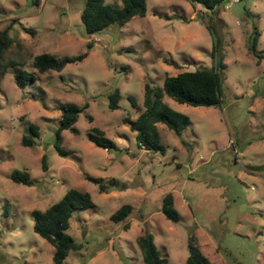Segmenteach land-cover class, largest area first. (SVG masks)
Returning a JSON list of instances; mask_svg holds the SVG:
<instances>
[{
    "label": "rangeland",
    "instance_id": "1",
    "mask_svg": "<svg viewBox=\"0 0 264 264\" xmlns=\"http://www.w3.org/2000/svg\"><path fill=\"white\" fill-rule=\"evenodd\" d=\"M83 4L0 0V31L12 40L4 61L17 63L0 81V264H53L54 247L33 231L31 211L69 188L89 192L94 206L72 213L68 233L82 247L62 264H145L137 243L145 232L166 264H183L190 233L212 264H264V59L257 63L255 55L264 53V0H222L212 10L196 0H146L144 16L91 34L80 19ZM85 51L60 71L32 66L43 52ZM219 56L225 64L220 105L192 106L165 95L190 124L179 136L156 124L164 154L139 148L123 118L144 109L145 82L162 85L167 75L212 68ZM19 63L36 77L23 87L13 78ZM115 88L121 97L111 109L107 95ZM65 102L87 107L75 122L78 133L62 130V156L53 140ZM31 123L39 138L24 146L20 139ZM91 126L115 146L106 150L88 141ZM13 170H27L30 185L13 182ZM85 174L102 178L107 191L99 192ZM112 179L117 184L109 186ZM167 192L177 222L160 211ZM123 203L133 208L126 229L110 219Z\"/></svg>",
    "mask_w": 264,
    "mask_h": 264
},
{
    "label": "trees",
    "instance_id": "2",
    "mask_svg": "<svg viewBox=\"0 0 264 264\" xmlns=\"http://www.w3.org/2000/svg\"><path fill=\"white\" fill-rule=\"evenodd\" d=\"M196 1L206 9L212 10L222 0ZM146 10V0H121V5L119 6L107 3L105 0H84L80 12V19L86 32L91 34L100 32L110 26L124 25L134 16H144ZM257 35L256 33L253 38V51ZM11 41L6 31H0V81L7 67L17 64L12 60L4 61V55ZM87 47H91L90 42ZM86 54L87 51L74 56H56L43 52L34 56L32 66L40 73L60 71L67 63L79 61ZM211 55L215 58L214 47ZM255 55L257 56V63L264 59V53H255ZM224 66L223 59L219 56L216 58L214 67L212 68L202 67L191 71H181L175 75H167L164 77L162 85L145 82L144 109L134 119L130 117L123 118V121L135 132V140L138 147L164 154L166 147L160 140L156 124H165L177 136L190 124V119L186 114L174 110L163 100L165 95L178 103H185L192 106L220 105V87ZM13 78L15 84L19 87H23L26 83H32L36 79L35 74L21 67V64L20 67H15L13 70ZM120 97L121 93L118 88L109 92L107 95L108 107L111 109L116 108ZM128 98L134 105L135 98L131 95H128ZM86 107V103L80 106L73 102H65L58 106L60 119L54 131L53 146L60 155L67 154V150L61 145L62 130L67 129L72 133H78L75 122L79 113ZM87 119L91 121V115L88 114ZM86 137L95 146L106 150H111L115 146L113 139L106 136L102 129L95 126L89 127ZM38 138V126L31 123L28 126L27 133L22 135L20 142L24 146H31ZM42 162L44 164L43 167L46 168L45 156H42ZM9 177L15 183L23 185H30L31 183L27 170H13ZM84 177L95 183L99 192L107 191L108 185L102 178L88 174H85ZM109 183V186H113L117 184V181L112 179ZM93 206L94 202L89 192L69 188L62 197L48 207L44 209H33L31 211L33 231L54 247L52 254L53 264H62L70 250H79L82 247V243L76 242L68 233L70 218L74 211L85 210ZM132 210L133 208L130 204L123 203L110 214V219L114 222H122V227L126 229L129 227L127 219ZM160 211L171 222H177L179 220V213L174 206L171 192L165 193L162 197ZM137 243L145 264L167 263L166 256L162 255L157 248L151 233L145 232L141 234L137 239ZM187 249L188 255L183 264H212L208 257L196 245L193 233L188 235Z\"/></svg>",
    "mask_w": 264,
    "mask_h": 264
},
{
    "label": "built area",
    "instance_id": "3",
    "mask_svg": "<svg viewBox=\"0 0 264 264\" xmlns=\"http://www.w3.org/2000/svg\"><path fill=\"white\" fill-rule=\"evenodd\" d=\"M236 1H238V0H231V2H236Z\"/></svg>",
    "mask_w": 264,
    "mask_h": 264
},
{
    "label": "water",
    "instance_id": "4",
    "mask_svg": "<svg viewBox=\"0 0 264 264\" xmlns=\"http://www.w3.org/2000/svg\"><path fill=\"white\" fill-rule=\"evenodd\" d=\"M224 1H226V0H224Z\"/></svg>",
    "mask_w": 264,
    "mask_h": 264
}]
</instances>
